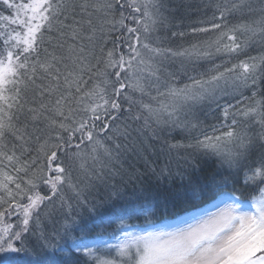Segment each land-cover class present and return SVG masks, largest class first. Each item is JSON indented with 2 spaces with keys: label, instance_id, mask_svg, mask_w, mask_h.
<instances>
[{
  "label": "snow or ice",
  "instance_id": "6c2138e0",
  "mask_svg": "<svg viewBox=\"0 0 264 264\" xmlns=\"http://www.w3.org/2000/svg\"><path fill=\"white\" fill-rule=\"evenodd\" d=\"M162 7L0 0V264H264V55L215 65L183 87L161 75L167 57L238 56L253 37L264 43V0L251 23H224L228 11H254L234 0L209 27L192 26L218 33L203 51L159 46ZM229 87L251 98L221 104ZM205 105L220 110L210 130L198 115ZM173 133L186 135L173 142ZM213 159L219 172L206 179ZM246 189L259 195L245 202ZM141 218L144 230L129 231Z\"/></svg>",
  "mask_w": 264,
  "mask_h": 264
},
{
  "label": "trees",
  "instance_id": "16d2710c",
  "mask_svg": "<svg viewBox=\"0 0 264 264\" xmlns=\"http://www.w3.org/2000/svg\"><path fill=\"white\" fill-rule=\"evenodd\" d=\"M206 1H210V0H206ZM160 2L164 5V7L161 8V11L163 12L164 16H166L168 19H167L166 23L160 27V29L157 33L161 37V43L159 46L166 48V46L168 44L167 47L173 49V51H179V49H180V48H178V46H179L178 41L179 40H177V38L182 40L184 42V45H185L186 40L188 41V35H191L189 33V31L191 30L190 27L193 26L191 21H188L190 19L188 17H184V16H186L187 13L189 14L191 11V8L193 9L195 7V5H193L194 3L190 4V2L186 3V0H160ZM204 5H207V4L205 3ZM186 7H188L190 10L187 11L185 9ZM202 10L207 11L205 9H202ZM208 10H210V9H208ZM0 11H2V10H0ZM220 11H221V9L218 11H215L213 13V11L210 10V15L204 14V12H203V14H200V16L201 15L206 16L205 18L210 17L209 22H213L214 18L219 16ZM4 14H8V13L5 12ZM228 15H229L228 13L225 14L224 23L229 28H231V26L227 23H230L233 15L231 17H229ZM201 18L203 19V17H199V19H201ZM233 21H234V19H233ZM216 22H219V21H216ZM126 23H127V21H126ZM213 32L214 33L210 36V41L214 40L216 38V35L218 34L217 31H213ZM173 33H176V35H173ZM180 33H184V35L181 36ZM237 35L241 36L240 33H237ZM245 35L241 36V38L245 39L244 38ZM254 38H256V37H253V41H254ZM203 43L204 42L202 41L200 44L202 51L206 50L204 48ZM184 45H182L181 48L185 49ZM260 55H263V53L255 52V47L253 46V42H251L249 44V47L246 48L241 54H239L238 56L237 55L230 56L232 61H228V63H226V65H224V66H229L232 63H238L241 60H247L249 57H257ZM228 57L229 56H227L223 53L216 54L213 51V54L211 56L201 57L199 59H203V60L205 59L207 61L208 60H210V61L214 60L213 62H215V60H217L219 62V65H220V62L223 64L224 60H226ZM191 58L195 59L197 57L192 56ZM171 59L173 60L174 57H167L162 62V69H163V72L161 73L162 81H167L168 83H174L176 87H183L184 84L190 83L191 81L188 79V75H189L188 72H190L191 67H192V66H190V64L183 63L185 66H183L184 72L182 74L185 77L187 76V80L186 79H177V78H174L175 81L168 80L167 76L164 75V73H172L173 74L175 72V69L171 68V65L169 66L165 62V60L171 61ZM187 59L188 58H184L182 60H187ZM174 76H176V74ZM160 87L163 90V87H164L163 82L161 83ZM261 90H264V84H263ZM242 91L245 93L244 96L251 98V90L250 89L240 88L238 91L234 92L232 88L231 89L228 88L227 92L229 93V95H227V97L230 98L229 101H231V103L233 102V100L230 97L231 93L234 94V96L241 97L240 94L242 93V95H243ZM152 95H155V92H152ZM260 95L261 94L258 93L257 98H260ZM143 99H144V102H146V103H152L153 102L147 96H145ZM226 102L221 101V104H224ZM245 103H247V101H245ZM198 115H199L201 125L204 129L210 130V127L213 124L220 123V120L217 119V117L220 115V110L217 109L215 105H212L211 108H209L207 105H205L203 109H200L198 111ZM128 124L130 125V129H138L141 127L139 122L128 121ZM241 127L246 128L248 131H251V134H255V133L260 132L259 126L255 125L251 122H243L242 121ZM132 135L133 136L136 135L135 131L132 132ZM185 135L186 134L173 133V136L169 137V139H172L173 142H175V140L184 139ZM115 142L123 143L124 141H123V138L121 137L119 140H117ZM185 142H188V141L185 140ZM101 162H103L105 164L107 163V158L104 157L103 154H101ZM92 163H93L92 161H89L90 165ZM121 163L123 164V166L125 168H128L129 163H135V161L133 160V158L131 156H129L126 159H121ZM216 165H217V161L215 159H213L212 161H209L205 166V169L202 173V176H204L206 179H210L214 174H218L219 170L217 169ZM137 166H140V165H137ZM96 167L99 168L100 163H97ZM105 171H106V169H105ZM84 177L88 181V176H84ZM257 192L258 191H256L255 189H246L243 192H238L237 195L240 196L241 200L246 202V201H249L251 199V197L254 196L255 193H257ZM69 194L72 196L71 193H68V192L65 193V195L70 198L71 196ZM70 202H71V200H70ZM212 203H213V201H207L206 202V204L209 208L212 207ZM54 218L55 219L59 218L58 213L54 212ZM156 219L159 220V219H162V217H157ZM14 220H15V217H14ZM169 221H171V220H169ZM127 223L133 224L135 226L133 229H144L143 228V218H141L139 220H129V221H127ZM45 227L48 228L49 230L51 229V225L45 224ZM117 227H118V222H117V224H113L109 229H107V232L111 233ZM117 235H118V233H117ZM105 236L108 237L109 235H105ZM76 258H79L81 260L83 259L82 257L79 256V254H76Z\"/></svg>",
  "mask_w": 264,
  "mask_h": 264
},
{
  "label": "rangeland",
  "instance_id": "374dc122",
  "mask_svg": "<svg viewBox=\"0 0 264 264\" xmlns=\"http://www.w3.org/2000/svg\"><path fill=\"white\" fill-rule=\"evenodd\" d=\"M194 1L193 0H186V3H188V2H190V4L194 3L193 5H195V7L193 9L191 8L190 13L189 14L187 13V15L184 17H188L190 19L188 21H191L193 26H199V27H209L210 23H211V22H209L210 17L205 18L206 16H202V15L200 16V14H203V12H204V14L210 15V10L213 11V13H214L215 11H218L220 9L223 10L225 8V6L230 7L231 4L234 2V0H210V1L194 0ZM205 3L207 5H204ZM248 3L251 4L254 11L249 12L247 7L241 8V9L235 10V11H228V12H226L229 14L228 16L229 17H231L232 15L233 16H232V20L230 21V23H227V24H229L231 27H233L235 25L242 24V23H251L252 21L258 19L259 15H260V13L258 11V9L260 7V0H248ZM185 9L187 11L190 10L188 7H186ZM202 9H205L207 11H203ZM208 9H210V10H208ZM199 17H203V19L202 18L199 19ZM233 19H234V21H233ZM201 22H203V23H201ZM189 33L191 35H188V41L186 40L185 45H184V42L182 40L177 38V40H179L178 41V44H179L178 48H180L179 50L183 49V48H181L182 45H184L185 49H191L192 45H194V44L200 45L202 41L203 42L210 41V36L214 32L210 31L207 33L193 34L190 30ZM247 35H249V34H246L244 36L245 39L247 38ZM167 46H168V44H167ZM167 46H166V48H169ZM253 46L255 47V52L263 53V55H264V43L260 42V38L258 36L256 38H254ZM182 59H184V58L174 57V59L173 60L171 59V61L165 60V62L169 66L171 65V68L175 69V72L173 74L174 75L176 74V76H174V78L187 80V76L185 77L182 74L184 72L183 66H185L183 63L190 64V66H192L190 72H188V74H189L188 77H192V76L199 77V75H201V74H208L210 69H212L215 65H219V62L217 60H215V62H213L214 60H211V61L208 60L207 61L205 59L203 60V59H199V58H195V59L194 58H188L187 60H182ZM228 61H232L231 57H228L226 60H224L223 64L220 62V65H226V63H228ZM173 81H175V80L173 79ZM263 84H264V80H262L260 82V88H262ZM229 89H231V87H229ZM244 95H245V93L243 92V96ZM230 97L233 100V102H232L233 104L236 103V100L241 99V97L234 96V94H232V93H231ZM229 100H230V98L226 96L221 101H223V102L227 101L228 102ZM221 101H220V103H221ZM249 132L251 134V131H249ZM82 182H88V181L85 179V177L84 178L82 177ZM68 193H71V192H68ZM255 195L258 196L259 192L255 193ZM210 210L215 211V208L212 207ZM13 221H15L14 217H13ZM171 222L172 221H165V223H171ZM143 230L144 229H129V231H137V232L143 231ZM118 235H119V233H118ZM104 239L107 240L109 243H115L116 242L115 239L111 236H108V237L104 236Z\"/></svg>",
  "mask_w": 264,
  "mask_h": 264
}]
</instances>
